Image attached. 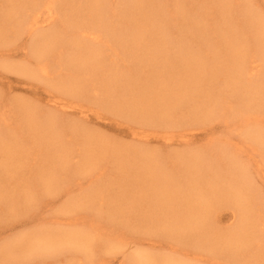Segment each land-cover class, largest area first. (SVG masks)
Wrapping results in <instances>:
<instances>
[{"label": "bare ground", "instance_id": "6f19581e", "mask_svg": "<svg viewBox=\"0 0 264 264\" xmlns=\"http://www.w3.org/2000/svg\"><path fill=\"white\" fill-rule=\"evenodd\" d=\"M260 1L0 0V66L37 77L54 106L112 112L138 125L133 134L166 143L214 121L226 134L178 153L147 147L148 139L123 147L14 100L16 121L0 114V220L27 222L43 199L82 177L85 193L69 191L59 213L84 210L97 223L47 222L2 240L0 264H98L100 252L126 246L118 229L155 242L154 224L167 231L168 247L178 242L198 261L150 249L126 264H264V186L255 181L264 179ZM224 210L234 219L226 230L215 223Z\"/></svg>", "mask_w": 264, "mask_h": 264}, {"label": "rangeland", "instance_id": "374dc122", "mask_svg": "<svg viewBox=\"0 0 264 264\" xmlns=\"http://www.w3.org/2000/svg\"><path fill=\"white\" fill-rule=\"evenodd\" d=\"M206 1L208 3L211 0L210 1L205 0V2ZM258 1H260V0H257V4H258ZM202 2H204V1H202ZM190 3L193 5V3H195V2L192 1ZM260 5L262 6V4H259V6ZM236 6L237 5H234V7H236ZM237 8H238V6H237ZM237 8H235V10ZM236 11H234V12H236ZM213 20H214V22L216 21L215 19H213ZM25 39L26 38L24 36L21 38V40H25ZM17 41L18 40H16V42ZM11 47H13V46H11ZM14 47H16V46H14ZM21 56H22L21 54H18L17 56L13 57L12 59L14 61H17V60L21 59ZM31 63H32V61H31ZM0 76L6 77L8 80H10V81H6V78H3V83H0V114L2 115V117H5L10 123L16 121V118H15L16 115L14 116V114L11 112V110L13 109L12 108V102L14 100H17V99H19V100L23 99V100L28 101V102H30V101L32 103L35 102V104H37L40 109L49 110V111L53 110L55 112H59V116L66 117V118H64L65 120L69 118V120L70 119L72 121L75 120V122L78 121L81 124L85 125L89 130L93 131V134L96 138L98 136H100V138L109 139L110 141H112V143L114 145H120L123 147L130 146L131 144L132 145L133 144H139L140 145L141 142L148 139L149 140V141H147L148 143H145V144H147L146 145L147 147L148 146L153 147L154 149L161 150V152H165V153H178V152H181L183 149H187L188 147L189 148L192 147L194 149L195 148H201L202 144H204L205 142L208 143L209 139H211L213 141L214 139L217 140L218 138H220V139L225 138L224 136L223 137L220 136L223 133L225 134V128H224L225 126L222 123H219L217 121L212 122L211 125H209L208 127L204 128V129H200V130L195 129L196 131L195 130L191 131L190 134L187 136L188 141H186V139H185L186 142L185 141L180 142L177 140H173V141H169V143H166V142L162 141L161 137H156V138H154L152 136L146 137V135L144 138V137H141L139 135L133 134V132H136V130H137L136 127L138 125L136 123H133L130 120H123V118H121V117L119 118L118 116H112V115H114V113L112 114V112H110V113L108 112L106 114L104 112V114H102V115H101V113H103V112H100V114L97 113V114H99V116H97V114L93 115V113L86 112L84 115L81 113H74V111H72L71 109L70 110L69 109H62L60 107L54 106L51 103L50 97L47 95V92L43 91V89L45 88V85L43 88L42 87L43 86L42 81L36 80L37 77H35L32 74H29V78L27 77V79H25V77L23 78V77H20V75H18L16 73L8 72L2 66H0ZM31 77H33L35 79V80H33L34 82L31 81L33 79ZM22 81L27 82L25 85L27 87L23 86L24 84ZM31 82L33 84L34 83L35 84L33 85ZM57 108H59V109H57ZM156 135L160 136L161 133H157ZM209 143H210V140H209ZM142 144L144 145V143H142ZM251 155H252L251 157L253 158L255 156V153L252 152ZM78 159H79V156L78 157L74 156L71 159V161L76 163L77 161H79ZM253 166L254 165H252V171L255 168V167L253 168ZM106 170H107V167L104 168V171H106ZM109 174H110V177H112L113 175L115 176V174L108 173V171H106L105 176L108 175V177H109ZM105 176L103 177V179L105 181H110ZM95 181H96V179H95ZM255 181L259 182L260 186H264V179L257 177ZM261 184H263V185H261ZM87 185H89L88 180L83 179L82 177L76 178V180H74L72 183L68 184L69 187L67 190H65L66 188H63L62 189L63 191H60L61 193L57 194V196L55 195L54 197H56V198H53V196H52L49 198L46 197L49 199V200L47 199V201H46V198L43 199L44 201L40 205V208H37L36 212L34 210V212L36 214L34 212H33L34 214L33 213L29 214V216L30 215H32V216H30L28 219H26L28 221L25 223L19 222V221H17V222L12 221L11 222V220H8L9 223L6 222L7 223L6 224L3 220H0V241L10 239V238L14 237L15 235L20 234L22 232L23 233L29 232V231L33 230L36 226H39L40 224H43V223H46V224L56 223L58 226H61L62 228H66L65 226L68 225V228H69L71 225H72V227L73 226L76 227V225L74 223H76V224L78 223L77 226H80L83 222L89 223V222L94 221L95 218H93V219L90 218V216H92V214L90 216L87 215L86 213H84V215L82 214L83 212H85L84 210H82L83 211L82 213L80 211L79 212H77V211L71 212L73 214L71 215V217L66 215L67 218L64 217L61 213H59V211H61L63 209L62 207L59 208V206L60 205L63 206L66 203V200L69 199L68 197H71L73 195H80V196L83 195L86 191V189H84L83 187H85ZM114 190H116V189H114ZM65 191L68 192V196H67V193ZM69 191H71V193ZM69 193L71 196L69 195ZM57 209H59V210H57ZM76 212L78 214H80V213L81 214L78 216V214ZM60 214L63 218L57 219V217H61ZM75 214H77V215H75ZM81 215H83V216L81 217ZM74 216H75V218H78V219H74ZM17 220H19V219H17ZM95 221L97 223V220H95ZM95 221L92 223H95ZM99 221H100V224H102V220H99ZM233 221H234V219L229 214V211L224 210L221 213L219 212L218 220H215V223L217 222V224H219V225H217L218 227L226 230V227H228V226L230 227V225L233 224ZM61 222L64 224V226L62 225ZM102 226H105L104 228H107L108 224L106 223ZM161 227L162 226L157 227L156 224H154V227H152L153 229L158 228V231H159V229H161L159 232H157L156 230L153 231L152 228L150 229L151 232H153V233H155V231L157 232V234L155 233L154 237L159 235V237L157 236L159 241L155 240V242H154L153 238H151V239L145 238V239H142L141 241L140 240L134 241V239H132L128 234H126L125 231L123 233V231H121V229H118V230H120V232H117L118 230H115V233L117 232V233H119V237L121 236L120 237L121 241L126 244V246L124 247L125 249L124 248L120 249L119 251H121V252H119L118 250H115V248L114 249H108L105 252H100L98 255H99V257H101L100 259L103 262L100 261V262H98V264H126V261H128V263H130L128 256H130V254L132 252L134 254V253H136V251H139V250L148 251L150 249H151L150 251H156L157 250V251H159L158 253H161V252L163 253V252H166L168 250V251H172L173 253H175L177 255V257L179 256L181 259H182L181 256H183L184 259L186 258L187 260H192V257H193L192 262H194V260H197V259H194L196 257L193 256L192 254H189V252L186 253L181 246L182 244H179L178 242H176V246L173 245V243H172V246L174 248L168 247V245L162 241L166 237L165 235H167L166 234L167 231L166 230L164 231V233H163L164 235L161 233L164 237L161 236L160 232H163V230H164V229L162 230L163 227L162 228ZM170 239L171 238L168 239L166 237L165 241L170 240ZM150 241H151V243H150ZM158 243H160V244H158ZM178 244L181 246L182 251H180L181 250L180 247H179L180 250L177 248L179 246ZM184 247H186L185 244H184ZM123 249L125 251H122ZM109 252H111L112 254L114 252V254L113 255L109 254V255L104 256V254H106V253L108 254ZM122 253H125L126 256ZM184 253H186V255L188 254L187 257L189 259L186 257V255ZM101 254L104 257H102ZM204 254H206L208 256L210 255L207 252ZM206 260H207V257L205 258V263H206ZM98 261H99V259H98ZM197 261H196V263H197ZM206 264H208V263H206ZM219 264H222V263L220 262Z\"/></svg>", "mask_w": 264, "mask_h": 264}]
</instances>
